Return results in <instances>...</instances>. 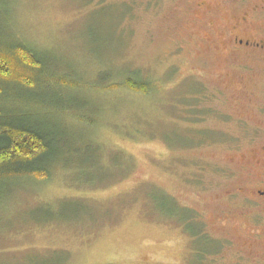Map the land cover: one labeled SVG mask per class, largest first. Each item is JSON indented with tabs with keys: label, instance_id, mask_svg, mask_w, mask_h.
<instances>
[{
	"label": "rangeland",
	"instance_id": "obj_1",
	"mask_svg": "<svg viewBox=\"0 0 264 264\" xmlns=\"http://www.w3.org/2000/svg\"><path fill=\"white\" fill-rule=\"evenodd\" d=\"M0 1L44 62L10 106L48 139L42 180L0 188V264H264V209L228 196L255 180L264 64L224 40L264 0Z\"/></svg>",
	"mask_w": 264,
	"mask_h": 264
},
{
	"label": "trees",
	"instance_id": "obj_2",
	"mask_svg": "<svg viewBox=\"0 0 264 264\" xmlns=\"http://www.w3.org/2000/svg\"><path fill=\"white\" fill-rule=\"evenodd\" d=\"M10 32L0 25V188L21 176L42 180L37 160L48 148L46 135L10 106L37 89L44 64L35 47L20 43L18 34ZM124 87L136 93L150 91L147 84L132 79Z\"/></svg>",
	"mask_w": 264,
	"mask_h": 264
},
{
	"label": "flooded vegetation",
	"instance_id": "obj_3",
	"mask_svg": "<svg viewBox=\"0 0 264 264\" xmlns=\"http://www.w3.org/2000/svg\"><path fill=\"white\" fill-rule=\"evenodd\" d=\"M254 12H260V8H254ZM252 13L235 24L225 34L224 40L226 47L234 54L235 59L242 57L247 62L254 61L255 65L256 63L264 64V29H256L257 22L255 21H258V18ZM257 150H259L261 156L258 160H255L253 165H247L246 170L247 176H252L255 180L247 186H244V184L239 187L237 192L228 193V196L243 198L246 203L264 209V147Z\"/></svg>",
	"mask_w": 264,
	"mask_h": 264
}]
</instances>
